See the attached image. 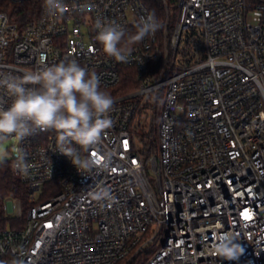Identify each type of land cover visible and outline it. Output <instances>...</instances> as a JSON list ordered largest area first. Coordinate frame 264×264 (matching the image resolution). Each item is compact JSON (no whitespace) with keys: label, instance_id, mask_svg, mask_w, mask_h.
Returning <instances> with one entry per match:
<instances>
[{"label":"built area","instance_id":"built-area-1","mask_svg":"<svg viewBox=\"0 0 264 264\" xmlns=\"http://www.w3.org/2000/svg\"><path fill=\"white\" fill-rule=\"evenodd\" d=\"M151 1L62 0L53 16L45 0H9L0 12V73L75 59L103 90L128 84L89 153L106 169L78 172L54 131L11 139L29 205L5 202L25 222L0 230V264L21 247L24 264H264V0H159L163 27L127 63L106 56L95 21L134 31ZM101 189L111 199L91 197ZM219 232L240 237L238 261L211 253Z\"/></svg>","mask_w":264,"mask_h":264},{"label":"clouds","instance_id":"clouds-1","mask_svg":"<svg viewBox=\"0 0 264 264\" xmlns=\"http://www.w3.org/2000/svg\"><path fill=\"white\" fill-rule=\"evenodd\" d=\"M46 11L57 15L64 11L62 0H45ZM87 5L80 8L85 11ZM95 40L106 56L116 62L127 63L133 46L141 43L163 27L154 12L139 17L134 31L126 30L115 21H95ZM4 41L0 39V43ZM114 100L101 87L100 77L82 67L75 59L62 60L25 72L22 76L0 73V147L8 141L22 142L26 137L54 131L57 151L68 157L78 172L93 168L106 169L108 157L93 156L102 135L113 126L109 113ZM6 152L0 151V163ZM15 169L27 173L25 156L19 152ZM97 201L111 199L107 190L90 193ZM233 232H219L211 246V253L224 261H238L245 248ZM26 250L21 247L10 264H24Z\"/></svg>","mask_w":264,"mask_h":264},{"label":"trees","instance_id":"trees-1","mask_svg":"<svg viewBox=\"0 0 264 264\" xmlns=\"http://www.w3.org/2000/svg\"><path fill=\"white\" fill-rule=\"evenodd\" d=\"M151 8V12H154L158 19L162 17V8L159 0H152L149 3ZM11 4L9 0H0V12L5 11L9 12L11 10ZM21 11H19L20 13ZM24 12V11H23ZM29 13L26 12L22 17L27 19ZM29 18V17H28ZM128 84L125 83L123 87H119L116 89L105 90L111 94V96L119 95L126 92V86ZM13 196L16 199H19L22 203L24 211L28 208V197L29 191L25 184H23L20 179L16 176L13 171L11 160L4 161L0 163V230L2 229H18L22 228L25 222V218L22 217L20 219L6 217L4 212V205L7 199ZM9 226V228H7Z\"/></svg>","mask_w":264,"mask_h":264},{"label":"rangeland","instance_id":"rangeland-1","mask_svg":"<svg viewBox=\"0 0 264 264\" xmlns=\"http://www.w3.org/2000/svg\"><path fill=\"white\" fill-rule=\"evenodd\" d=\"M259 18H260V12H258V11H255V10L254 11H250L249 14H248V20L252 24H257L259 22ZM14 145H15V141L14 140H10L5 145L0 147V151L6 152V160L7 161L12 159V156L14 154ZM35 197H36V199H39L40 193L39 192L36 193ZM14 215L15 214L11 213L10 217L15 218ZM7 228H9V226H7Z\"/></svg>","mask_w":264,"mask_h":264},{"label":"snow or ice","instance_id":"snow-or-ice-1","mask_svg":"<svg viewBox=\"0 0 264 264\" xmlns=\"http://www.w3.org/2000/svg\"><path fill=\"white\" fill-rule=\"evenodd\" d=\"M93 155H95V153H93Z\"/></svg>","mask_w":264,"mask_h":264}]
</instances>
